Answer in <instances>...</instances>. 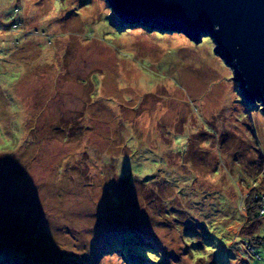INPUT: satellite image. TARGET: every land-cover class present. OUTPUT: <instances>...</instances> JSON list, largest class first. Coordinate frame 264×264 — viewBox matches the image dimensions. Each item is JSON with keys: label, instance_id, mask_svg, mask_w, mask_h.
<instances>
[{"label": "rangeland", "instance_id": "374dc122", "mask_svg": "<svg viewBox=\"0 0 264 264\" xmlns=\"http://www.w3.org/2000/svg\"><path fill=\"white\" fill-rule=\"evenodd\" d=\"M207 37L0 0V264H264V109Z\"/></svg>", "mask_w": 264, "mask_h": 264}, {"label": "water", "instance_id": "95a60500", "mask_svg": "<svg viewBox=\"0 0 264 264\" xmlns=\"http://www.w3.org/2000/svg\"><path fill=\"white\" fill-rule=\"evenodd\" d=\"M131 21L208 35L248 100L264 109V0H106Z\"/></svg>", "mask_w": 264, "mask_h": 264}, {"label": "trees", "instance_id": "16d2710c", "mask_svg": "<svg viewBox=\"0 0 264 264\" xmlns=\"http://www.w3.org/2000/svg\"><path fill=\"white\" fill-rule=\"evenodd\" d=\"M209 39H210V37H207L206 39H203V42L205 40H209ZM262 194L263 193H261V192H257L253 199L248 198V200H247V202H248L247 206L248 207H247V211H246L247 213H249L252 210L253 216H255V217L259 214V212H260V214H262V216L264 215V203H263V199H261ZM260 209H261V211H260ZM249 223L252 226L254 224H256L257 225V227H256L257 229L260 227L257 219L253 220V223L251 221ZM257 229H256V231H257ZM256 231L253 232V234H251V231L247 230L246 234L243 235V236H245V237L246 236H248V237L250 236L249 238H251V240L253 239L255 242H258V243L262 244L264 242V236L256 235L255 234ZM127 236L133 238L130 234L127 235ZM9 264H15V263H9Z\"/></svg>", "mask_w": 264, "mask_h": 264}]
</instances>
